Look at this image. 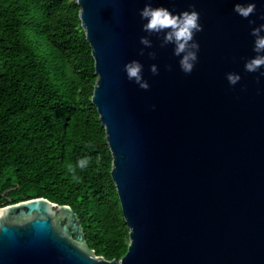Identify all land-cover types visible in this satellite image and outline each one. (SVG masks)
I'll use <instances>...</instances> for the list:
<instances>
[{"label": "water", "instance_id": "1", "mask_svg": "<svg viewBox=\"0 0 264 264\" xmlns=\"http://www.w3.org/2000/svg\"><path fill=\"white\" fill-rule=\"evenodd\" d=\"M75 1L130 242L120 259L97 255L71 205L33 197L0 207V264H264V67H244L256 55L251 31L264 24V0ZM249 2V18L233 11ZM147 3L200 13L191 74L173 45L160 46L163 33L143 31ZM133 60L148 90L127 78ZM228 73L241 80L231 85Z\"/></svg>", "mask_w": 264, "mask_h": 264}, {"label": "trees", "instance_id": "2", "mask_svg": "<svg viewBox=\"0 0 264 264\" xmlns=\"http://www.w3.org/2000/svg\"><path fill=\"white\" fill-rule=\"evenodd\" d=\"M79 9L75 0H0V207L40 196L69 204L96 254L120 259L130 229L91 99L95 60ZM84 157L92 163L75 182L66 165Z\"/></svg>", "mask_w": 264, "mask_h": 264}, {"label": "clouds", "instance_id": "3", "mask_svg": "<svg viewBox=\"0 0 264 264\" xmlns=\"http://www.w3.org/2000/svg\"><path fill=\"white\" fill-rule=\"evenodd\" d=\"M233 11L244 19L249 18L256 12V3L249 2L247 4L236 3ZM140 17L146 21L143 24V31L149 33V35L156 34L158 37L161 33V47L167 45H173V54L180 57L179 65L181 71L185 74H191L196 62L198 61V53L200 50V44L195 39L196 33L202 32L203 25L200 24V13L195 9L191 11H183L181 13L174 14L166 7H153L151 3H147L143 9L140 10ZM264 18V17H262ZM250 24H254L255 21H249ZM264 24L259 27H255L251 31V35L255 37L253 51L256 55L245 62V71L249 73H256L262 67H264ZM140 43L145 48L152 47V40L148 36H142ZM141 56L145 54L142 48L139 52ZM148 55L152 58H156L155 52H149ZM171 70V65L168 66ZM150 71L153 75H158L159 70L157 65H151ZM125 72L127 78L135 83L143 90L150 88L149 83L143 77V65L138 60H133L125 65ZM264 76V72L260 73ZM231 85H236L241 76L236 73H228L226 76ZM92 163L91 157L81 158L76 164L68 163V172L72 174V180L75 182H82V177L78 175L79 171L86 170ZM97 163L99 161L97 160Z\"/></svg>", "mask_w": 264, "mask_h": 264}]
</instances>
